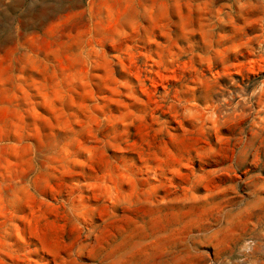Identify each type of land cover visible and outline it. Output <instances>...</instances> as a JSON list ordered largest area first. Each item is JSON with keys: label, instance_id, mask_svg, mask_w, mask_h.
<instances>
[{"label": "rangeland", "instance_id": "374dc122", "mask_svg": "<svg viewBox=\"0 0 264 264\" xmlns=\"http://www.w3.org/2000/svg\"><path fill=\"white\" fill-rule=\"evenodd\" d=\"M0 264H264V0H0Z\"/></svg>", "mask_w": 264, "mask_h": 264}]
</instances>
